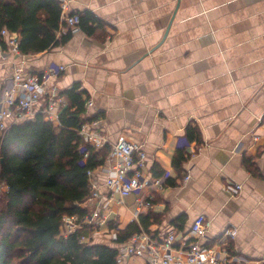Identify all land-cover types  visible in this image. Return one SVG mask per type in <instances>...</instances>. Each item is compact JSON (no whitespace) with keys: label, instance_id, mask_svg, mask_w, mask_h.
Here are the masks:
<instances>
[{"label":"crops","instance_id":"crops-1","mask_svg":"<svg viewBox=\"0 0 264 264\" xmlns=\"http://www.w3.org/2000/svg\"><path fill=\"white\" fill-rule=\"evenodd\" d=\"M67 7L68 13L91 11L99 19L95 29H71L64 44L27 55L25 73L64 65L56 83L61 92L78 84L82 97L93 100L84 117L100 119L106 144L121 137L140 144L145 173L167 175L163 185L121 198L103 184L108 161L98 166L97 195L86 206L105 223L88 226L83 240L111 243L117 232L109 223L128 224L136 199L150 198L147 229L154 234L173 230L187 241L193 219L203 215L211 220L203 245L219 242L261 263L264 0H67ZM20 62L1 49L0 84ZM190 124L200 142L186 138ZM178 149L185 159L176 169ZM227 228L236 229L234 238L224 237ZM62 231L68 233L64 225ZM141 261L131 256L126 264Z\"/></svg>","mask_w":264,"mask_h":264},{"label":"trees","instance_id":"trees-1","mask_svg":"<svg viewBox=\"0 0 264 264\" xmlns=\"http://www.w3.org/2000/svg\"><path fill=\"white\" fill-rule=\"evenodd\" d=\"M77 14L79 29L91 34L98 17L88 10ZM3 27L19 34V49L25 55L49 51L71 35L59 0H0V30ZM63 27L68 28L66 33L61 32ZM0 44L6 48L1 35ZM82 92L78 84L62 92L67 105L60 112L59 125L39 113L0 132V185L4 187L0 264H116L118 246L142 228L148 230L151 214L147 211L122 227L110 222L109 228L117 232L111 243L84 241L90 225L81 224L67 234L62 231L65 217L81 221L89 213L86 202L92 188L87 171L102 165L111 148L108 144L94 147L81 137L79 130L89 119L84 117L87 98ZM185 135L201 141L194 124ZM184 159V151L178 149L174 167L179 169Z\"/></svg>","mask_w":264,"mask_h":264},{"label":"built area","instance_id":"built-area-1","mask_svg":"<svg viewBox=\"0 0 264 264\" xmlns=\"http://www.w3.org/2000/svg\"><path fill=\"white\" fill-rule=\"evenodd\" d=\"M64 13V20L72 30L79 29L78 14L69 15L67 0H59ZM2 40L13 55L20 57L18 64L11 76L0 84V132H3L13 123L24 122L41 113L44 118L59 125L61 110L67 105L65 97L56 83L64 71V65L49 66L36 74L25 73L27 55L19 49L20 36L3 27L0 30ZM4 48L0 44L1 49ZM94 105L92 99H87L86 110ZM93 116V115H92ZM89 115V120L82 125L79 133L86 143L94 147H102L108 141L100 130L99 118ZM91 118V119H90ZM180 144H188L180 140ZM107 156L109 172L104 179V186L120 197L131 193H139L142 188L151 183L161 186L167 175L152 178L145 173L146 153L140 144L126 138H118L111 145ZM87 154H85L86 156ZM87 175L92 188L89 200L97 195L98 182L95 170H88ZM189 173L184 175V180L189 179ZM235 191L241 189V184L234 185ZM152 206L151 199H136L135 209L129 222L138 221L139 215L147 212ZM105 216L99 210L91 209L81 221L76 216H67L63 219L66 232L75 231L79 225L101 226L105 223ZM135 218V220H133ZM211 226V220L203 215H197L190 226V239L185 241L177 239L175 231L169 230L166 234L158 236L150 230L141 229L131 235L123 244L118 246L116 264H126L131 256L142 259L138 264H260L258 261L247 258L239 252L230 251L227 247L217 242L210 246L203 245L200 239L204 237ZM235 228H227L224 237L234 238Z\"/></svg>","mask_w":264,"mask_h":264},{"label":"rangeland","instance_id":"rangeland-1","mask_svg":"<svg viewBox=\"0 0 264 264\" xmlns=\"http://www.w3.org/2000/svg\"><path fill=\"white\" fill-rule=\"evenodd\" d=\"M3 190H4V187L2 185H0V192H2Z\"/></svg>","mask_w":264,"mask_h":264},{"label":"water","instance_id":"water-1","mask_svg":"<svg viewBox=\"0 0 264 264\" xmlns=\"http://www.w3.org/2000/svg\"><path fill=\"white\" fill-rule=\"evenodd\" d=\"M124 226V225H121V227ZM260 264H264V260L260 263Z\"/></svg>","mask_w":264,"mask_h":264}]
</instances>
